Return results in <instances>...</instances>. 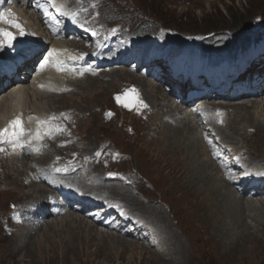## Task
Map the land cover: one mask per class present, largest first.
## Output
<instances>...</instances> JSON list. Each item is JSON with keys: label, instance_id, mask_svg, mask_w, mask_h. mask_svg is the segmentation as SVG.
Segmentation results:
<instances>
[{"label": "rangeland", "instance_id": "obj_1", "mask_svg": "<svg viewBox=\"0 0 264 264\" xmlns=\"http://www.w3.org/2000/svg\"><path fill=\"white\" fill-rule=\"evenodd\" d=\"M8 1L15 3L17 0ZM8 1L5 8L0 11V15L6 16L8 20L20 22L19 24L25 30H29L28 27H33L24 23V20L23 22L17 19L15 13L12 12L13 5ZM65 2L70 9L78 11L82 26L88 30L86 35L90 38L86 40L87 43L79 41L81 53H88L91 49H97L102 42L107 43L105 47L111 45L115 49H122V46L126 47V41L130 39L141 40L143 44L150 46V48L153 46V50H158L161 47L173 49L188 47L198 52H206L209 56L221 54L224 51L236 52L253 44L264 46L262 44L264 43V0H66ZM35 21L37 20L35 19ZM35 23L36 28L40 27L37 22ZM0 28L11 30L13 33L17 30L15 28L16 30L13 31L14 27L6 22H0ZM35 32H37V29L33 30V33ZM114 33H116L115 38H113ZM202 47L204 51H202ZM44 48L47 49V45ZM256 48V46L253 47L254 50ZM259 50L262 51L263 47ZM142 54L143 56L140 59L146 57L145 52ZM81 69H84V67ZM79 73L75 72L74 75L68 73L66 75L75 80L68 79L64 83L65 86L62 92L51 93L49 96L37 94L39 97L36 94L31 95L25 105V111L31 114H28L27 117L34 120L38 116L36 112L41 109V118L49 121V127L45 125L47 123L40 124L39 121L34 126H36L35 128L42 137L62 135L63 132L69 135L67 132L68 125H73L69 131L78 133L83 137L82 140H73L75 146L89 148L90 151L94 150V146H104L103 150L106 154L109 153V156L102 153L99 164L101 167L110 166L108 168L109 174L97 178V180L99 179L105 183H118L124 185V187L127 186L126 188L115 186L112 187L114 191H97L93 189L95 184L90 181L96 176V173L92 176L87 175L91 177L88 182H91L92 188L89 189L82 188L76 181L68 180L69 176L73 174L72 171L57 172L56 175L61 180L66 177L63 181L72 189L76 188L79 191L93 195L99 199V204L103 202L96 210L91 211L92 214H102V210L98 208L108 203H112L114 207L126 208L131 221L125 222L127 224H124L123 230H110V227L114 226L111 220L117 219V215L105 219V224L99 223L96 225L103 232L120 236V238L130 241V243L136 244L138 248L126 249L124 243L119 239L107 240V243L103 241L105 239L100 237L91 240L86 239L77 225L70 227L63 225L58 237L54 235L56 232L55 227H47L48 223L53 222L55 224L56 218L60 220L66 217L67 213L68 216L87 218L85 220L93 222L86 214L74 211H66L64 215H58L57 217L42 215L39 219L45 222L42 226L38 225L42 227L38 233H41L44 229L46 232L43 231L42 235L44 236L41 235L38 242L32 240L37 234L26 239L21 232L17 234L18 228L13 234L9 235V233H6L5 228L8 225L15 227L18 224L15 219L19 220L18 217L9 218L12 206L30 198L39 199L41 190L40 192H34L29 191V188H25L21 177L25 166L14 162L16 166L13 169L12 165L14 164L7 162L3 167L0 166V264H264V196L256 194L255 197H252L247 192V194L237 197L253 204L254 209L250 213L240 212L243 213L242 216L248 226H241L240 228L230 226L231 229L227 233L230 237L226 235L227 239H223L224 241L219 239L217 232L213 230L215 220L212 219V226L206 228L207 225L204 221L206 215L204 212L197 211L193 204L174 188L175 174L169 160H165V154L160 150L165 146H169V154H173L174 147H172V144L169 145L170 141L164 142L160 137L149 139L148 128L142 124L144 122H140L142 126H139L138 121L135 119L137 116L133 115L132 112L123 114L121 111V104L125 101L126 104L128 103V97L133 92L136 81L140 80L151 84L157 89L156 92L159 98L163 97L161 93H166L165 88L159 86L149 76L141 75V70L134 72L129 68H113L94 74L82 75V73ZM34 80L35 75L33 80L26 78L24 80L25 86L32 87ZM262 92L264 91H258L260 94L255 96L258 103H260L258 108L255 107L257 109L249 107L252 103H248L247 106L259 119L255 118L254 114L252 116L245 107L239 108L240 115L237 116L235 126L240 127V124L245 126L240 134L243 140L237 137L236 141L226 144L228 150L232 149L233 152L239 155L240 162L237 163L239 165L246 164L249 166L260 162L263 164V166L261 164L260 166L264 168V143H262L264 131L259 127H255V123L258 121L264 126V118L262 117L264 94ZM9 93V90L0 93V112L2 110L6 111V123L13 121L15 115V112H10L9 104L1 105L2 100ZM63 96H66V98L61 100ZM117 97L120 99L118 100ZM166 97L172 99L170 105L175 108L177 102H175L174 94L172 92L167 93ZM234 102L238 105L247 103L248 100ZM202 103L194 102V104L186 107L185 116L191 115L192 111L196 109L195 107ZM220 103L225 104L227 102L211 100L204 104L218 105ZM112 104L116 105L117 110ZM106 105L108 108L115 110L114 115L106 116V112H108ZM206 114L214 115V112L208 111ZM178 118L182 119V117L177 116L175 120H178ZM78 119L80 120L78 121ZM165 120L173 124L176 123L173 119L171 121L170 118H165ZM191 120L194 122V126L205 127L206 132L203 134L204 137L200 144H204V140H209L215 145V142L223 141V138L226 140L228 135H233L231 133L232 127L230 129L229 126L226 129L224 126L227 136L223 134L221 135L223 138L220 139L216 133H213L210 125L196 123L193 116H191ZM166 121L161 119L155 121L153 119V131L149 134H156V128H161ZM206 122L208 123V121ZM34 123H36V120ZM250 125L251 127H249ZM246 128L252 131L247 133ZM177 143H181V141ZM208 148L211 149V146L208 145ZM115 150L122 159H119V157L116 160L112 157L111 151L115 152ZM2 151H0V154L3 157H7L12 153V151H3L4 153ZM185 151H183L184 154H187L188 152ZM177 157L183 158V155ZM237 159L236 157L233 158L232 162L235 163ZM59 164L64 166L63 162ZM20 166L22 168H19ZM51 166L53 169L59 167V165ZM86 172L91 173L89 168L86 169ZM87 176L84 177L87 178ZM28 180L33 181L34 176L30 174ZM127 182H129L128 185ZM42 187L49 191L48 186L43 185L41 189H43ZM235 189L240 192L237 186ZM112 194L116 195L118 199L109 197ZM134 197L136 204L135 202L132 203ZM124 201L128 207L123 205ZM141 202L145 206H142ZM252 206L250 207L252 208ZM149 208H152V210H149ZM93 218L95 220L101 219L97 215H93ZM138 221L144 226L143 229L136 228L138 227L136 224ZM163 223L167 225L162 226ZM58 225L61 226V224ZM166 227L168 228L165 230ZM33 228H36V226L33 225ZM169 229L171 233L168 232ZM133 234L135 236L131 237ZM247 238L250 239L247 241ZM176 239L179 242L180 249H182V254L173 256L169 250L167 252L168 248H173L167 247L165 242L167 240L177 241ZM68 243H73L76 249L66 247ZM88 243L90 246L86 247ZM109 243L110 245H108ZM104 253H109L110 257L108 259L104 258ZM55 258L56 260H54Z\"/></svg>", "mask_w": 264, "mask_h": 264}, {"label": "bare ground", "instance_id": "obj_2", "mask_svg": "<svg viewBox=\"0 0 264 264\" xmlns=\"http://www.w3.org/2000/svg\"><path fill=\"white\" fill-rule=\"evenodd\" d=\"M17 1H18L17 6H13L12 12L15 13V16L17 17V19L19 21L24 20L25 21V22L23 21L24 23L30 24L33 27H28L29 30H25V28H23L24 32L27 34V36H26L27 38H25L23 35H20L19 29L16 30L14 28L13 31L16 30V32L14 33L16 36V40L13 42L12 46H7V45L0 46V58L3 59L4 63L9 61V63L11 62V64H12V62L16 59V57L19 54H21V52H18L19 51L18 49H15L16 46H18V44H22V45L24 43L27 44V43H29L30 40L36 39L35 38L36 36L37 37H40V36L44 37V32H41L40 27L36 28L35 20L28 16V14H27L28 9H27V7L24 6L25 4L21 5L20 1L19 0H17ZM9 12L11 13V11H9ZM34 29H37V32L33 33ZM36 33H38V34H36ZM44 40H45V38H44ZM32 42H30V43H32ZM35 44H36V46L39 45L38 47H43L44 51H43V53L41 51L42 54L38 55V57L34 61L38 60L39 57H42L43 54L45 52H47V49L49 50L52 59H55L56 57L62 58V56H63V59H65V58L74 59L77 56V55H75L76 53H78L77 50L80 49L79 42H77V41L66 42V41H60V40L54 41V40L50 39V40L42 41L40 43L38 40H36ZM45 45H47V47H48L47 49L44 48ZM10 54H13V55H10ZM48 61H49V58H48ZM64 61H66V60H64ZM30 63H31V65H30ZM32 63L33 62H29V63H26L24 65H21L18 69V73L21 71V72H23V75L33 76L35 74L34 72H35L36 68H35V66H32L33 65ZM14 64H15V62H14ZM1 67H2V63H0V70H1ZM42 71L43 72H38L35 75V80L33 82L32 87H30V86L27 87L24 84L17 82L18 81L17 77H14V79L9 81L8 84H14L13 88L10 87L9 88L10 90L8 89L10 91V93L6 98H4L2 100V104H1V105L6 104V103L9 104V108L11 109L10 112H15L13 119L15 120V119L19 118L23 122V127L25 129V135H24L25 138L22 140L20 139V143H22L24 145L23 148H20V147L14 148L12 144H9V146H5L4 143H0V148H2L3 151H12V153H10V155H8L7 157H3V155L0 154V166L3 167L4 165H6L7 162H11L12 164H14V165H12L13 169H14L16 166L14 162H17V164H19V163L22 164L23 166H25L24 169L22 170V174H21V177L23 180L22 183H23L24 187L29 188L30 189L29 191H34V192H38V191L40 192V190H41L39 199L30 198V199H27L26 201H24L22 203H19L15 206H12L11 212L9 214V218L18 217L19 220L17 218L15 219V222H17L18 224L15 227H11L8 225V227L5 229H6V233H9V235H11L18 228L19 231H17V234H18V232H21L23 234L22 236H24L26 239L32 238L35 234H37L32 239L34 242H38L39 241L38 238L41 237V235L43 234V231H45V229H44L41 233H38L39 230L42 229L41 226H42L43 222H45L39 218H41L42 215H44L45 217H48V216L54 217L56 215L54 212L56 210H58V208H54V206H52V203H51V198H52L51 196H52V194H54V191H52L51 189H49V191H46V189H44L43 187H42L43 189H41V186H43V185L48 186L47 180H50V179H52V180L57 179L59 182H62V183L64 182L63 180H65L66 177L63 178V180L58 178V176L56 175L57 172H62V171H57V169H66V170L72 171L73 174H71V176H69L68 180H72L74 182L76 181L77 184H80V186L82 188H85V189L92 188V186L90 185L91 182H93L95 184V186H93V189H96L97 191H100V192H102V191H105V192L106 191H114V188H112V187H115V186L124 187V185H120L118 183H105V182H101L99 179L97 180V178H100L102 176L109 174L108 168L110 166L101 167L99 164L102 153L106 154V152L103 150L104 146H102V145L94 146L95 148L93 151L92 150L90 151L89 148H81L80 146H79L80 148H78L77 146H75V144L73 143V140H75V139H81L82 140L83 137L81 135H79L78 133H75L73 131H71V132L69 131V129H71L73 125L72 126L68 125L67 132L69 133V135H67L63 131H60V132H63L62 135L56 134L52 137H49V136L48 137H42L41 136V139H35L34 138L37 134V129L35 128L36 126H34V125L37 124L38 121H39V123H41L42 121H47V119L41 118L42 117L41 109H39V111L36 112L38 114V116H36V118L34 120H32L33 118L27 117V115L29 113H27L25 111V105H26L28 99L31 98V95L34 96L35 94L36 95L38 94V95H48L49 96L51 93L62 92V90L64 89V86H65L64 83L68 79L69 80L74 79V78L67 77L66 75L68 74V72H65V71L60 70V69H53L51 67H48L46 70H42ZM125 73H127L129 76H132L128 72H125ZM0 76H1L0 82L2 84L6 83L7 79L5 77H3L2 72L0 73ZM134 80H135V78H134ZM136 82H137L136 85L133 86V89L135 91H133L131 94L129 93L130 96L128 97V103H127L128 106L127 107L124 106L126 104V101H125L123 104H121V108H122L121 111L123 112V114L124 113L128 114L129 112H132L133 115L137 116L135 119L138 121L139 126L140 125L142 126V124H144L145 127L148 128L149 139H154V138L160 137L164 142L165 141L167 142V140L170 141V144L169 143L168 144L169 145L172 144V147H174V153L173 154H171V153L169 154V151H168L169 146H165V147L161 148L160 150L164 152V154H165L164 158H165V160H169V164L172 167L173 172L175 174L174 175V177H175L174 178L175 179V187L174 188H176L178 191H180L184 195L185 199H187L189 202H191L193 204L194 208L197 211L204 212V214L206 215L205 216L206 218L205 219L203 218V219L205 221V224L207 225L206 228H208L209 226H212L211 225L212 219L215 220V222H214L215 225H214L213 230H214V232H217L219 239H221V240L227 239L226 235H227V237L229 236L227 233H229L228 230L231 229L232 226H234L236 228H240L241 226H248L247 222L244 221L242 214L247 213V212L250 213L254 209V207L252 206L253 204L250 201H244V200H241L237 197H240V195H243V194H247V192L249 193L250 192L249 190L251 188H252V190H255L254 191L255 195L259 194V195L264 196V174H262V173H264V168L262 167L263 164H261L260 162H257L256 164H250L249 166H247L246 164H241L238 167L235 163L232 162V159L235 157L239 158V155H237L235 152H233L232 149L228 150L229 148H228V146H226V144L227 143L231 144V142L236 141L237 137H239L241 140H243L240 134L245 129V126H243L242 124H240L241 125L240 127L235 126L237 123V116L239 114V108L242 109L243 107H245V109L249 113H251L253 116L254 113H252L251 109L247 108V106L252 103L249 106L250 108L254 109L256 106L258 108V105H260V103H258V100L255 98V96H252L250 98L245 97L246 99L243 98L242 100H244V101L248 100V102L238 104V105L234 104L235 103L234 101L233 102L226 101L227 103H225V104L220 103L218 105L204 104L201 107H197L196 109H194L192 111L193 113L191 115L185 116L184 111L186 110V107L190 106V104H192V102H193V101H188L186 99V96L182 101L181 100L178 101L174 97L175 102H177V106L175 108H173L170 105V102L172 101V99H168L166 97V94L168 93L167 91L165 94L161 93V95L163 97L159 98L157 96V92H156L157 89H155V87L151 86V84H148L145 81H140V80L136 81ZM15 83H17V84H15ZM153 85H154V83H153ZM69 86H68V88H69ZM162 88H164V87H162ZM261 90L264 91V89H261ZM77 91H79V90H77ZM242 94L244 96H246V93H242ZM262 94H264V92H262ZM61 98H62L61 100H64L66 98V96H63ZM129 100H130V102H129ZM253 102H256V103H253ZM144 105H147V107H144ZM113 106L117 110L116 105L114 104ZM179 108H180V110H179ZM257 108H255V109H257ZM106 110L108 111V112H106L107 117H110L113 114V112H115L114 109H110V108H108V106L106 107ZM208 111L214 112V115H211V114L207 115L206 113ZM204 114L207 115V117L205 119L201 118V116ZM262 114H263L262 117L264 118V108L262 109ZM6 115H7L6 111L4 112L2 110V112H0V130H3L5 128L9 127V124H10L9 121H8V123H6V121H5ZM29 115H31V114H29ZM75 115H77V114H75ZM162 116H164V117H162ZM177 116L182 117V119L178 118V120H180V121L175 120L177 118ZM191 116H193L195 118L196 123H198V124H205L206 123V124L210 125V127H212L213 133H216V135L220 139L223 138L221 136L223 134L227 136V134L224 130L225 127H226V129H228L227 127H229V126H230L229 127L230 129L232 127L231 133L233 135H230V136L228 135L226 137L228 139H226V140H225V138H223V141L220 140L219 142H215V145H213V143H211V141H209V140H204V144H200V141H202V138L204 137L203 134L206 132V130H205V127L194 126L193 125L194 122L191 120ZM58 117H60V116H58ZM254 117L258 118V116H256L255 114H254ZM165 118H167V119L170 118L171 121L173 119L176 123L175 124L170 123L168 120L166 121ZM153 119L155 121H159V119H161V120H164L166 122L164 124H162L161 128H159V129L156 128L157 129L156 134L151 135L149 133L151 131H153V124H152ZM35 120H36V123H34ZM79 120L80 119H78V121ZM206 121H208V123ZM123 122H124V120H123ZM134 122H135V120H134ZM140 122H144V123L141 124ZM252 122H253V120H252ZM42 124H44V123H42ZM48 124H49V121H47V124H45V125L47 127H49ZM255 125H256L255 127H259V128H261L262 131H264V126L259 121L256 122ZM249 127H251V125ZM207 129H209V128H207ZM60 130H61V128H60ZM249 131H252V130H249L246 128V132L248 133ZM199 135H200V137H199ZM9 139H11V137H9ZM227 140H229V141H227ZM179 141H181V143H177ZM242 142H244V141H242ZM262 143H264V137H263ZM208 145H209V147L211 146V149L208 148ZM37 148L39 149L38 152L36 151ZM22 149H23V151H22ZM34 149H35V151H33ZM184 150H186L185 152H188V153L184 154V152H183ZM111 154H112V157L116 160L120 157L117 150H115V152L111 151ZM181 154L183 155V158L177 157L178 155H181ZM106 155L109 156V153H107ZM119 159H122V157H120ZM217 160L219 162L224 163V165L223 164L221 165L219 162H217ZM60 162H63L64 166L62 164H59ZM260 164L262 166H260ZM51 165H55V166L59 165V167L60 166L61 167L60 168L54 167L55 169H53V167ZM36 167H38V168H36ZM240 167H242L243 169L241 170ZM19 168H22V166H20ZM87 168L90 169L91 173L86 172ZM230 168L234 169L233 173H229L228 169H230ZM238 171H242V173H243L241 175L242 177L237 179L238 183L240 185L243 184V186H245V187L246 186L250 187L246 193H242L241 191L239 192L237 189H235V187H236L235 185H234V187L231 186L232 181L230 179L233 175L239 173ZM95 173H96V176L90 180L91 177H89L87 175L92 176ZM30 174H32L34 176L33 181L28 180V177ZM84 176H87V178L89 177V179H87ZM12 177H16V176H12ZM16 178H18V177H16ZM88 180H90L91 182H88ZM126 184L128 185L129 182H127ZM97 186H99V188H101V187L102 188L100 190H98L99 188H97ZM126 187L127 186H125L124 188H126ZM125 191L128 192L127 189H125ZM125 191H124V193L127 194ZM255 195H251V196L255 197ZM109 197L118 199V197L114 194L109 195ZM132 199H133L132 203L135 202V204H136L135 197ZM138 203H140V202H138ZM141 204H142V206H145L144 203L141 202ZM123 205L127 206L125 201L123 202ZM250 206H252V208ZM106 207H107L106 205L102 206L103 211H106ZM146 208H148V206H146ZM149 210H152V208H149ZM65 211H66V207H64V205L61 204V206H59L60 214L64 215ZM240 212H243V213H240ZM55 217H57V216H55ZM61 217H63V216H61ZM85 219H87V218H85ZM85 219H83L82 217L81 218L74 217L73 215L68 216V213H67L66 217H63L60 220H57V218H56L55 224H53V222L48 223L47 227L48 228H51V226H52V228L55 227L56 232L54 235H56L58 237L59 233L61 232L60 229L62 228L63 225L64 226L68 225L69 227L72 225H77L78 228L82 231V235L86 239L91 240V239H94L96 237H100L102 239H105L103 241L104 242L106 241V243H107V240L119 239L120 241H122L124 243V245L126 246L125 247L126 249L137 247L136 244L130 243V241L120 238V236L118 237L114 234H108V233L103 232L99 228V226L96 225V224H99L98 220H92L93 222L90 221L92 223L91 224L90 222H88ZM128 220L131 221L130 218L128 217L127 220H123V221H121V223L117 224V227H118L117 230H119V231L121 229L123 230L125 225L127 224L125 222H129ZM58 224H61V226H59ZM33 225L36 226V228H33ZM38 225H41V226H38ZM165 225H167V224L163 223L162 226H165ZM143 227L144 226L141 223H139L138 227H136V228L137 229H140V228L143 229ZM167 228L168 227H166L165 230ZM111 229H114V228L110 227V230ZM144 230H146V228H144ZM168 232L171 233L170 229ZM232 234H233V232H232ZM242 234H244V233H242ZM42 236H44V235H42ZM134 236L135 235L133 234L131 237H134ZM8 237H10V236H8ZM53 239H54V237H53ZM248 239H250V238H247V241H248ZM165 244L167 247L173 248V249H171V248L167 249V252L169 250V252L173 256H176L177 254H182L181 253L182 249H180V247H179L178 240L177 241L167 240V242H165ZM108 245H110V243ZM15 246H17V245H15ZM88 246H90L89 243L86 245V247H88ZM54 247H56V246H54ZM66 247H69L73 250L76 249L75 246L73 245V243H68V245H66ZM167 254L170 255L169 253H167ZM103 255H104L103 257L107 258V259L110 257L109 253H104ZM54 260H56V258ZM51 263H52V261H51Z\"/></svg>", "mask_w": 264, "mask_h": 264}, {"label": "snow or ice", "instance_id": "obj_3", "mask_svg": "<svg viewBox=\"0 0 264 264\" xmlns=\"http://www.w3.org/2000/svg\"><path fill=\"white\" fill-rule=\"evenodd\" d=\"M54 6H55V4H54ZM63 14H67V13H63ZM0 22H6L10 26H12L16 29H19L20 35L25 34L23 27L19 23L12 21V20H8L6 16H0ZM15 40H16V36L13 32L6 30V29H3V28H0V46H3V45L12 46V44ZM46 63H47V61H45V64ZM43 67H44V64L41 65V68H43ZM132 91H135V90L133 89ZM117 99L119 100L120 98L117 97ZM124 106L127 107L128 105L125 104ZM144 107H147V105H144ZM41 123H47V121H42ZM24 135H25V129L23 127V122L19 118H17V119L10 122L8 128L0 130V143L7 142V143H11L14 148L15 147L23 148L24 145L22 143H20V139ZM9 137H11V139H9ZM34 138L35 139H41L39 131H37V134ZM2 150L3 149L0 148V151H2ZM36 151L38 152L39 149L37 148ZM57 171H66V169H57ZM262 174H264V173H262Z\"/></svg>", "mask_w": 264, "mask_h": 264}, {"label": "trees", "instance_id": "obj_4", "mask_svg": "<svg viewBox=\"0 0 264 264\" xmlns=\"http://www.w3.org/2000/svg\"><path fill=\"white\" fill-rule=\"evenodd\" d=\"M228 31V30H227ZM228 32H230V31H228Z\"/></svg>", "mask_w": 264, "mask_h": 264}]
</instances>
